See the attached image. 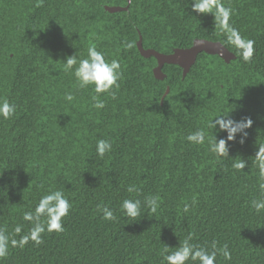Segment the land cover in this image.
<instances>
[{
  "label": "trees",
  "instance_id": "trees-1",
  "mask_svg": "<svg viewBox=\"0 0 264 264\" xmlns=\"http://www.w3.org/2000/svg\"><path fill=\"white\" fill-rule=\"evenodd\" d=\"M193 3L131 0L128 10L109 12L105 4L127 0H0V102L16 106L12 117L0 116V230L9 241L28 235L34 222L25 212L51 191L72 205L62 232L45 230L40 244L9 242L0 264H167L185 240L209 252L213 242L226 244L231 259L218 253L215 264H264V211L252 207L264 199L256 155L264 147V0H214L231 10L226 21L218 8L199 13ZM232 29L254 42L250 61ZM139 33L145 48L164 53L206 38L236 57L201 52L184 78L179 65L165 63L157 79L155 57L137 48ZM91 45L121 64L111 92L80 88L74 70H64L68 56L86 59ZM222 114L250 118L247 135L228 140L219 125L210 128ZM198 130L203 144L187 139ZM100 139L112 143L103 157ZM215 139L226 140L229 156L211 151ZM241 160L243 170L234 167ZM151 196L160 198L155 213L145 204ZM125 199L141 201L135 221L121 209ZM98 205L116 219H103Z\"/></svg>",
  "mask_w": 264,
  "mask_h": 264
},
{
  "label": "clouds",
  "instance_id": "clouds-1",
  "mask_svg": "<svg viewBox=\"0 0 264 264\" xmlns=\"http://www.w3.org/2000/svg\"><path fill=\"white\" fill-rule=\"evenodd\" d=\"M42 2V0H40ZM39 6V3L38 5ZM213 7L218 8L220 14L226 21L230 15V9H225L221 5L214 3V0H194L192 4V9L199 13H213ZM232 42L242 49V58L244 61H250L252 59L254 48V42L251 40L244 41L237 30H231ZM126 47H132L131 44H127ZM78 65V66H77ZM75 66V67H74ZM65 71H73L74 76L79 82L78 86L80 88L88 87L89 85H94V90L97 94L111 92L115 87H119L118 81L122 76L121 64L118 60H111L110 62L105 59L104 53L97 50L95 45H91L88 48V57L86 59H80L78 61L76 54L68 56L65 60ZM114 95V93H113ZM65 99L72 101L74 99L73 94L67 93ZM93 107L100 109L104 107L103 101L99 100L97 96H93ZM16 112V106L9 103L8 101L0 102V116L5 119L12 117ZM252 124L251 119H245L242 121H235L228 118L227 115H218L215 119H212L209 123V127L214 129L219 125V129L227 132V139L234 140L237 133H243L247 135L244 130L250 127ZM205 132L203 130H198L195 133L189 134L187 139L190 142L203 144L205 142ZM243 142V139H241ZM211 143V151L216 153L218 156H229V150L225 139H215V142ZM112 150V143L106 139H100L96 143L97 155L103 157L107 152ZM257 159L259 161L260 175L264 178V147H259L257 152ZM245 161L241 160L239 163L234 164L239 170L245 168ZM260 189L264 192V183L260 184ZM135 186L130 185L127 189L128 192L137 191ZM160 203V198L158 196L148 197L145 201L146 206L152 213L157 211ZM195 203V201H193ZM72 207L69 200L64 196V193L60 190L51 191L49 194L41 197L39 203L37 204L34 212H25L24 220L34 222V226L28 235L22 236L19 241L12 239L9 241V237L0 230V257H4L8 253L9 242L13 247L19 246L23 247L29 240H32L36 244L42 243L41 234L47 230L48 232H62L64 226L62 224V218L67 216L70 208ZM252 207L259 213L264 211V199L253 200ZM189 206L185 205V211H188ZM121 209L123 210L126 217H130L135 221V218L141 214V201L139 199H125L121 204ZM98 210L102 211L103 219L105 220H115L116 216L109 207L99 206ZM41 217H46L44 222H41ZM46 225V227H45ZM18 234L21 232V228L18 226L15 229ZM212 251H208L204 248H197L188 240H185L181 245L179 250L167 255L165 257L167 264H185L189 259L196 261L199 260L200 264H215L217 254L219 253L225 259H231V253L228 250V246L225 244L222 247H217L216 243H212Z\"/></svg>",
  "mask_w": 264,
  "mask_h": 264
},
{
  "label": "water",
  "instance_id": "water-1",
  "mask_svg": "<svg viewBox=\"0 0 264 264\" xmlns=\"http://www.w3.org/2000/svg\"><path fill=\"white\" fill-rule=\"evenodd\" d=\"M130 1L131 0H127V4L124 6L105 4L104 9L109 12L128 10ZM136 45L142 56L155 57L156 65L153 67V74L157 79H163L166 76L162 70L165 63L179 65L182 68V78H184L191 66L195 63L197 55L201 52L218 55L225 62H230L231 59L236 57V54L227 48L222 42L206 38H195L193 39L192 44L187 47H175L171 52L164 53L151 47L145 48L142 44V36L139 33ZM168 92L169 86L166 87L165 92L161 97V104L163 103L164 96Z\"/></svg>",
  "mask_w": 264,
  "mask_h": 264
}]
</instances>
